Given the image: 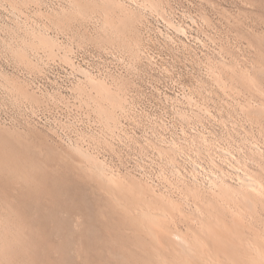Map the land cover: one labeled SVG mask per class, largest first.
<instances>
[{
	"label": "rangeland",
	"instance_id": "1",
	"mask_svg": "<svg viewBox=\"0 0 264 264\" xmlns=\"http://www.w3.org/2000/svg\"><path fill=\"white\" fill-rule=\"evenodd\" d=\"M23 1L0 0V264H264V0H147L164 21L141 12L135 61L96 43L98 14L60 24L71 0ZM37 30L58 42L55 57L21 59ZM64 54L127 84L117 136L72 91L85 79ZM15 85L43 103L15 99ZM82 138L116 182L68 148ZM244 166L260 181L252 203L212 204L208 179L238 187ZM194 179L201 199L187 195ZM162 197L175 206L167 219L136 216Z\"/></svg>",
	"mask_w": 264,
	"mask_h": 264
},
{
	"label": "bare ground",
	"instance_id": "2",
	"mask_svg": "<svg viewBox=\"0 0 264 264\" xmlns=\"http://www.w3.org/2000/svg\"><path fill=\"white\" fill-rule=\"evenodd\" d=\"M33 1L34 0H32V2ZM131 2H132L131 5H135V6L137 5L136 0H133ZM68 5H69V8L66 7L67 9H64L61 13H59V14L56 13V15H53V17H55L56 23L62 24L63 22L61 20L63 18H65L64 19L65 21H66V19L69 20V19H75L78 17L83 19V20H87L89 18H92V16L94 14H96V15L98 14L101 21L98 25V26H100V28H99V30L97 29L98 32L95 36L96 43H98L100 45H106V46L110 45V46L116 48L117 50L130 53L132 55L133 60L137 58L138 52L140 51V50H138V47H139L138 39H135V32L138 31L135 28V23L137 25V22H138V26H139V23L142 21L141 20L142 18L140 16L141 12H142V17L143 16L145 17L144 14L146 12L147 13L149 12V14L156 13L157 15H160V12H156L158 10V5L154 4L152 2H148L147 0L144 1L143 6L141 3L139 8H134V9L129 8V6L125 4L124 0H74V1L71 0ZM159 17H160L159 19L164 21V19L162 18L161 15ZM152 18H153V16H152ZM140 25H142V23H140ZM171 26H173V25H171ZM42 32H41V30H39V31L37 30L36 33L31 32L30 34L32 35V37H34V38H32L33 40H31L33 42L25 43L24 44L25 47L21 48L20 52H17V53L15 52V53L20 54L21 59L24 58V56H25L24 52H26L28 48L30 49V51L32 50L34 52H35V49L36 50L41 49V52H42V50H44L45 53L46 52H47V54L49 53L50 56L56 55L55 51H56V49H59L58 45H57L58 42L56 43L55 40L48 37L47 34H44L46 31L44 33H42ZM22 41L24 42V40H21L20 42L23 43ZM29 41L30 40H28L27 42H29ZM70 50H72V49L70 48ZM30 53H32V52H30ZM68 54H69V52H68ZM62 58L64 59L63 62L66 63V65H68V67L73 69L75 72L80 74L85 79V80H83L84 81L83 83H82V81H80L79 83L75 84L76 86L73 87V89H72V91L74 90V92H75L74 94L77 95L78 99L81 101L82 104L83 103L85 104V105L83 104L84 107L87 106L88 108H90L92 114L95 115L99 119V123H100V126L102 128L103 133L104 132L107 133L111 139L114 136H117V131L122 130V127H123L122 120L119 117L120 116L119 113L121 114V116L123 114L126 115V110H127L126 105L129 104L127 97H126V94H125L127 84L125 85L124 82L119 81V80L118 81L115 80L113 82L111 81L109 83L106 81L108 79H105V78L98 79L99 77L95 78V76L93 77V75L89 71L82 69L81 67L75 65L69 58H67V55L64 54L62 56ZM6 88L7 87L5 85V89ZM10 88H11L10 90L16 96L15 99L27 100L28 102L30 101V102L36 103L38 105L39 97L37 99V96H34L33 93L31 94L30 92H28L27 89H25L21 86H17V85L10 87ZM50 95H51V93H50ZM48 99H50V98H48ZM45 101H47V100H45ZM39 103H40V101H39ZM41 103H43V102H41ZM44 103H46V102H44ZM87 107H85V109ZM256 110L258 111V109H256ZM99 123H98V125H99ZM93 125H95V124H93ZM96 134H98V133H96ZM103 139L105 140L106 138L103 137ZM68 140H70V139L68 138ZM99 140H100V138H99ZM81 141L82 142H74V143L70 142L68 144V148L70 150H72L73 153H76L78 156H81L82 162L84 163L85 167L89 170V172L97 175L98 177H104L110 181L116 182L118 179H115L117 177H115L113 175L114 173H112V174L107 173L110 169L108 170L106 165L102 161H100L99 158L94 153H91L87 148H85L84 138H82ZM101 141H102V139H101ZM63 142H65V141H63ZM252 146H254L255 148L258 147L256 144H253ZM176 153H177V148L175 147V145H172V146H169L168 149H164V153L159 152V155L163 154L164 156L167 157L168 154L174 155ZM225 153H227V152H225ZM172 160H173V157L170 158V161H172ZM245 166L243 169H236V179H237L236 183L238 184V187H233L230 184H226L224 181H222L220 176L213 177L214 178L213 180L208 179L209 182H207L208 183L207 189L208 190H215V191H213L214 196L212 197L215 200L214 201L211 200V201H213L212 204H214V202L216 200H218V202H219V200H224L229 195H233V194H235L239 198L247 201L250 204L252 203V200L254 197V196H252L253 195L252 191H254L255 189H258L260 187V181ZM108 167H109V165H108ZM191 179L193 180V178H191ZM217 181H220V182H217ZM200 185L201 184L199 182H197L196 179H194V182H192V186L195 188H187V191H188L187 195L192 196L195 199L203 198L199 194L200 193L199 190H197V188H196V187H199ZM146 186H148V185H146ZM138 188H139V193L142 195L141 192H143L145 187L138 184ZM208 200H210V199H208ZM172 201H173L172 199H169V198L165 199L162 197L156 203H154L153 206L152 205L151 206L140 205V207L136 208V216L139 217L141 219V221L144 223H147L148 220H153L154 218L167 219V217H168L167 213L175 210V206L171 203ZM181 201L183 203H187L186 199L181 200ZM203 202H205V204H209V203L211 204V202H207V201H203ZM253 202H255V201H253ZM194 238L195 237H193V239ZM193 242L196 243V241H193ZM196 244H198V242ZM246 245L249 246L247 243H246ZM249 247L252 248L251 246H249ZM249 247H248V249H249ZM254 251H255V249H254Z\"/></svg>",
	"mask_w": 264,
	"mask_h": 264
}]
</instances>
